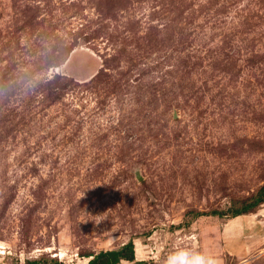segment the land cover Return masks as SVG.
Here are the masks:
<instances>
[{
    "label": "rangeland",
    "instance_id": "1",
    "mask_svg": "<svg viewBox=\"0 0 264 264\" xmlns=\"http://www.w3.org/2000/svg\"><path fill=\"white\" fill-rule=\"evenodd\" d=\"M263 186L264 0H0V264H264Z\"/></svg>",
    "mask_w": 264,
    "mask_h": 264
},
{
    "label": "trees",
    "instance_id": "2",
    "mask_svg": "<svg viewBox=\"0 0 264 264\" xmlns=\"http://www.w3.org/2000/svg\"><path fill=\"white\" fill-rule=\"evenodd\" d=\"M264 204V186L260 189L258 196L253 200V202L246 203L243 208L236 209L233 213L235 217L240 215H246L254 213L252 208H257ZM219 215V213H214ZM85 258H89L87 264H141V261L137 260L136 243L134 240H130L123 246L117 249L102 250L98 253H85L83 254ZM27 264H38V261H28ZM61 264V263H57Z\"/></svg>",
    "mask_w": 264,
    "mask_h": 264
},
{
    "label": "clouds",
    "instance_id": "3",
    "mask_svg": "<svg viewBox=\"0 0 264 264\" xmlns=\"http://www.w3.org/2000/svg\"><path fill=\"white\" fill-rule=\"evenodd\" d=\"M181 259L180 264H217V261L211 257H205L203 255H197L193 261H188L187 253L179 254ZM168 264H176L175 258L168 261Z\"/></svg>",
    "mask_w": 264,
    "mask_h": 264
},
{
    "label": "water",
    "instance_id": "4",
    "mask_svg": "<svg viewBox=\"0 0 264 264\" xmlns=\"http://www.w3.org/2000/svg\"><path fill=\"white\" fill-rule=\"evenodd\" d=\"M136 176H137V178H138L139 180H142V179H143V176L141 175V173H140L139 170L136 172Z\"/></svg>",
    "mask_w": 264,
    "mask_h": 264
},
{
    "label": "crops",
    "instance_id": "5",
    "mask_svg": "<svg viewBox=\"0 0 264 264\" xmlns=\"http://www.w3.org/2000/svg\"><path fill=\"white\" fill-rule=\"evenodd\" d=\"M137 260H138V258H137Z\"/></svg>",
    "mask_w": 264,
    "mask_h": 264
},
{
    "label": "bare ground",
    "instance_id": "6",
    "mask_svg": "<svg viewBox=\"0 0 264 264\" xmlns=\"http://www.w3.org/2000/svg\"><path fill=\"white\" fill-rule=\"evenodd\" d=\"M137 249V248H136Z\"/></svg>",
    "mask_w": 264,
    "mask_h": 264
}]
</instances>
